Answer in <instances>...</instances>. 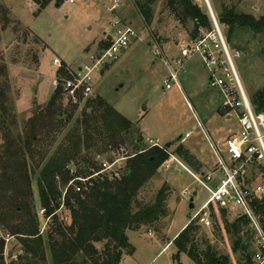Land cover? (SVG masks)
<instances>
[{
  "label": "rangeland",
  "instance_id": "374dc122",
  "mask_svg": "<svg viewBox=\"0 0 264 264\" xmlns=\"http://www.w3.org/2000/svg\"><path fill=\"white\" fill-rule=\"evenodd\" d=\"M56 4L57 1L52 0L39 12V6L31 0H0V29L4 27L0 31V86L5 84V95L13 101L18 129L38 106L34 99L28 106L24 105L21 97L24 87L35 91L38 74L31 81L22 80V75L38 73V64L44 60L40 67L43 81L38 84V98L46 101L43 98L52 94L53 80L49 78L51 72L47 75L45 71L47 66H51L55 74L69 78L68 71L76 72L82 65L89 64L100 52L101 43L109 42L114 23L119 20L130 24L139 40L122 52L117 61L95 73L94 95L89 101L76 107L66 104L61 97L63 116L56 121L54 142L51 146L50 142L42 143V151L49 148V156L54 154L62 143L67 142L68 132L72 134L78 129L86 148L92 147L97 140L98 143L109 141L111 136L116 145L121 144L127 151L130 150L129 143L119 141L118 134L122 128L112 111L134 129L140 130L144 146H147L146 138L158 141L162 146L171 144L167 151L172 155L176 146L182 145L201 167L194 171L173 155L140 191L139 200L152 203L157 192L166 184L170 189L167 202L170 216L164 220L165 226L160 233L147 228L127 231V240L134 253L124 255L122 264H194L184 253L179 255L178 261H174L176 250L172 241L210 197L195 177L203 179L214 170L216 159L211 142L221 149L225 140L239 130L237 121L227 120L221 113L218 91L212 87L206 70L196 58L186 63L179 74L182 91L175 87L170 90L164 88L162 78L168 76V68L153 55V40L161 46L174 67L172 60L179 45L188 41L189 37L167 12L161 13V4L154 7V21L150 27L145 26L132 0H73V3L63 0L59 6ZM210 4L216 15L221 13L222 8H236L240 13L256 19L264 15V0H210ZM112 7L115 9L112 10ZM233 45L230 47L241 55L236 60L240 79L251 97L264 88V37L246 31L240 41L234 40ZM55 57L71 66L67 67L59 60H53V64ZM60 70H63L62 75ZM46 103L39 107H44ZM68 114L72 117L64 127L65 123L61 122ZM110 148L113 145H109ZM118 149L100 156L107 160L118 159L123 155ZM34 195L38 199L36 187ZM191 198L193 209L189 208ZM58 214L66 218L63 210ZM233 218L231 214L227 217L229 221ZM39 221L42 226L43 219L39 217ZM45 231L40 228L39 235L44 236ZM197 236L207 240L220 255L228 257L231 264H237L238 255L231 250L233 239L222 231L220 234L212 227L201 226ZM18 247L15 239L9 247L13 256H7L9 264L16 260Z\"/></svg>",
  "mask_w": 264,
  "mask_h": 264
},
{
  "label": "trees",
  "instance_id": "16d2710c",
  "mask_svg": "<svg viewBox=\"0 0 264 264\" xmlns=\"http://www.w3.org/2000/svg\"><path fill=\"white\" fill-rule=\"evenodd\" d=\"M31 1L39 6L40 12L52 0ZM56 1L57 6L63 2ZM132 1L146 27L154 21V7L161 4V13L167 12L179 23L189 39H197L200 31L210 30L208 16L192 0ZM217 18L225 29L229 46L236 39L240 41L246 31L264 37V15L256 19L240 13L236 8H222ZM2 29L4 27L0 31ZM153 35L157 36L156 33ZM108 45L109 42H102L99 50ZM59 73L62 75L63 70ZM4 88L5 84L0 86V226L15 237L19 246L16 260L10 264H122L124 255L134 253L127 240V231L147 228L160 233L163 230V222L170 216L167 205L169 187L164 184L152 203H142L138 197L170 158L166 148L144 146L143 140L139 141L140 132L112 111L122 128L118 134L119 141L129 143L131 148L119 177L98 174L101 166L96 156L123 146L116 145L111 136L109 141L98 143L97 140L93 148H86L79 129L72 134L68 132L67 142L49 156V148L42 151L41 145L50 142L51 146L54 142L56 121L63 116L61 91L52 93L44 107L37 106L18 129L13 101L6 97ZM250 100L256 112L264 111V88L255 92ZM71 117L68 114L61 122L65 123L64 127ZM109 145L113 148L108 149ZM172 155L194 171L201 167L180 144ZM70 169L76 171L77 177L97 175L90 178L87 185L75 182V186L81 187L80 192H76L74 186L68 187L73 179ZM254 180L252 178L249 182ZM34 187L38 199L35 198ZM252 206L261 216L264 232V198L255 199ZM41 208L46 210V216H50L44 236L39 235L38 211ZM60 210L66 213L65 219L58 214ZM228 215L225 209L212 206L210 217L214 222L213 230L220 234L222 231L233 239L231 250L238 255L237 264H253L255 248L247 220L233 218L229 221ZM200 228L192 222L172 241L176 250L174 261H178L179 255L184 253L194 264H231L228 257L220 255L207 240L197 236ZM249 248H252L251 252H248ZM1 253L2 244L0 264H4Z\"/></svg>",
  "mask_w": 264,
  "mask_h": 264
},
{
  "label": "built area",
  "instance_id": "2783aa9c",
  "mask_svg": "<svg viewBox=\"0 0 264 264\" xmlns=\"http://www.w3.org/2000/svg\"><path fill=\"white\" fill-rule=\"evenodd\" d=\"M192 1L205 11L210 21V30L200 31V37L189 39L179 45L177 55L172 60L174 67L168 61L161 46L153 40L155 43L153 55L160 58L168 68V76L162 78L164 88L170 90L175 87L181 90L179 74L183 72L186 63L195 58L199 59L202 68L208 74L210 84L218 91L221 113L228 120L235 119L239 130L225 140L221 149L211 142V149L216 159L214 170L203 179L195 177V180L207 189L210 197L188 224L196 222L202 227H212L214 225L210 217L212 206L225 209L234 218H245L255 248L253 264H264V232L261 227V216L252 206L255 199L264 198V111H255L244 89L236 66V60L241 57L240 52L233 50L227 43L210 0ZM68 2L73 3V0ZM114 9L115 7H112V10ZM112 28L113 34L110 36L108 47L94 56L89 64L82 65L76 72L68 71L69 78L55 74L52 92L60 90L66 104L78 107L89 101L94 95L95 73L117 61L122 52L128 50L134 41L139 40L138 34L130 24L118 20ZM187 137L188 134L185 135V138ZM145 143L149 148L164 147L150 138H146ZM118 152L123 153L118 159L107 160L100 155L96 156V161L101 166L98 174L108 173L112 178L119 177L122 163L129 157V152L123 146ZM170 157L173 155L170 154ZM165 163L163 165H166ZM69 173L73 179L68 187L74 186L76 192H80L81 187L75 186V182L87 185L89 179L97 175L77 177L73 169H70ZM252 178L255 179L254 182H249ZM65 193L66 190L62 197ZM38 217L43 219L41 226L43 232L50 221V216H46V210L41 208ZM14 240L13 235L0 227L1 255L4 264H9L7 256L13 257L9 247L13 245Z\"/></svg>",
  "mask_w": 264,
  "mask_h": 264
},
{
  "label": "crops",
  "instance_id": "0c3cea01",
  "mask_svg": "<svg viewBox=\"0 0 264 264\" xmlns=\"http://www.w3.org/2000/svg\"><path fill=\"white\" fill-rule=\"evenodd\" d=\"M107 37H104V39H106ZM164 45H167V44H164ZM175 45L177 46V44L175 43ZM87 58V56H85V59ZM174 59V58H173ZM53 60H59V62H64V61H62V60H60V59H58V58H54V59H52V62H53V64H54V61ZM199 60V59H198ZM200 61V60H199ZM43 63H44V60H43V62H41V63H39L38 65H39V70H38V73L37 72H35V73H33V75L31 74V75H22L21 77H19V78H21L22 80H25V79H27V80H32V78L34 77L35 78V76H37V74H38V77H37V82H36V85H35V91L34 92H32V90L30 89V88H27V87H24V89L22 90V95H21V97H22V101H23V103H24V105H29V104H31V102L33 101V99L36 101V103L38 104V106H43V104L44 103H46L49 99V97L51 96V95H47L46 96V98H43V99H47L46 101H43L42 99H39L38 97L40 96V90H39V88H38V84H40V83H42V78H41V74L43 73L42 71H41V66H43ZM65 63V62H64ZM66 64V63H65ZM80 64V63H79ZM66 66L67 67H69V66H71V65H68V64H66ZM202 66V65H201ZM80 68V67H79ZM78 68V69H79ZM69 69H71V68H69ZM45 71H47L48 73H47V75H49V71L51 72V76L49 77L50 78V80H54V78H55V72H54V69L52 68L51 69V66H47L46 68H45ZM34 74H36V75H34ZM160 78H162V77H160ZM53 80H52V82H53ZM23 83H24V81H23ZM180 83V82H179ZM52 85V84H51ZM30 86V85H29ZM180 87H181V84H180ZM179 91H182V88H181V90H179ZM53 93V92H52ZM49 96V97H48ZM40 100V101H39ZM18 105V104H17ZM30 116V115H29ZM28 116V117H29ZM226 118V117H225ZM227 119V118H226ZM228 120V119H227ZM140 131V130H139ZM151 139V138H150ZM185 228V227H184Z\"/></svg>",
  "mask_w": 264,
  "mask_h": 264
},
{
  "label": "water",
  "instance_id": "95a60500",
  "mask_svg": "<svg viewBox=\"0 0 264 264\" xmlns=\"http://www.w3.org/2000/svg\"><path fill=\"white\" fill-rule=\"evenodd\" d=\"M142 140H143V138L140 137L139 141H142ZM170 147H171V144H165V145H164V148H166V149H169ZM192 201H193V199L191 198V199H190V203H191V204H190V206H189L190 209H193ZM9 255H10V254H9Z\"/></svg>",
  "mask_w": 264,
  "mask_h": 264
}]
</instances>
